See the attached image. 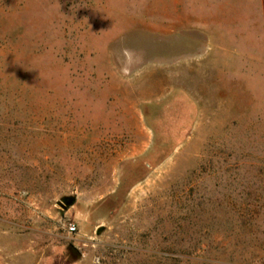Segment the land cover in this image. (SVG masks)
Wrapping results in <instances>:
<instances>
[{
  "label": "rangeland",
  "instance_id": "374dc122",
  "mask_svg": "<svg viewBox=\"0 0 264 264\" xmlns=\"http://www.w3.org/2000/svg\"><path fill=\"white\" fill-rule=\"evenodd\" d=\"M0 264H264V0H0Z\"/></svg>",
  "mask_w": 264,
  "mask_h": 264
},
{
  "label": "water",
  "instance_id": "95a60500",
  "mask_svg": "<svg viewBox=\"0 0 264 264\" xmlns=\"http://www.w3.org/2000/svg\"><path fill=\"white\" fill-rule=\"evenodd\" d=\"M73 203V198H67L65 200V205H62L63 208H67V207H70Z\"/></svg>",
  "mask_w": 264,
  "mask_h": 264
},
{
  "label": "built area",
  "instance_id": "2783aa9c",
  "mask_svg": "<svg viewBox=\"0 0 264 264\" xmlns=\"http://www.w3.org/2000/svg\"><path fill=\"white\" fill-rule=\"evenodd\" d=\"M69 229H70L71 232H73V231H75V226L71 225Z\"/></svg>",
  "mask_w": 264,
  "mask_h": 264
},
{
  "label": "clouds",
  "instance_id": "9594fccd",
  "mask_svg": "<svg viewBox=\"0 0 264 264\" xmlns=\"http://www.w3.org/2000/svg\"><path fill=\"white\" fill-rule=\"evenodd\" d=\"M125 54L127 55V50H125Z\"/></svg>",
  "mask_w": 264,
  "mask_h": 264
}]
</instances>
